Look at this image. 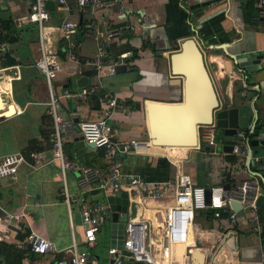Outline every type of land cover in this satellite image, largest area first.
Wrapping results in <instances>:
<instances>
[{
  "label": "crops",
  "instance_id": "obj_1",
  "mask_svg": "<svg viewBox=\"0 0 264 264\" xmlns=\"http://www.w3.org/2000/svg\"><path fill=\"white\" fill-rule=\"evenodd\" d=\"M27 3V0H0V156L17 152L25 160L12 180H0V228L7 226L11 238L20 240L23 233L14 229L13 221L4 222L3 213L23 210L26 215L16 223L18 226L47 238L56 249H64L71 241L81 242V224L77 206L72 204L67 209L61 201L58 195L61 176L56 163L49 161L47 95L43 77L32 65L37 56L36 28L24 19ZM98 13L119 30L116 42L106 46L104 61L123 64L125 69L109 76H98L89 66L68 59L56 29L63 11L52 6L44 22L50 32L49 51L59 64L51 80L52 94L59 114L73 122L74 130L63 142L68 161L78 167L103 166L101 150L88 147L75 125L80 120L96 118L101 106L98 92L111 93L122 105V109L113 110L108 120L119 129L118 139L149 140L144 105L180 101L179 77L170 74L167 57L176 42L191 37L200 50L218 103L239 107V127L247 131V142L253 141L251 157L247 158V145L245 156L240 159L226 152L221 138L214 135L212 148L154 145L149 155H122L121 169L146 182H161L170 180L178 167L191 184L203 188L220 185L229 189L239 181L254 178L259 187L257 214L260 229L264 230V79L254 83L248 75L244 80L245 73L233 70L229 60V55L249 52L264 55V21H253L255 11L250 0H109ZM178 21L185 25L179 26L177 32L187 35L174 43L167 27ZM82 22L78 21L72 36L77 60L95 54L96 42L88 36ZM121 53L125 57L120 58ZM83 87L96 90L81 101L58 97L62 89ZM31 151L37 152V163L27 158ZM76 174L73 170L64 174L70 193L78 191ZM83 192L89 201H105L106 196L99 190L86 186ZM126 200V218L146 219L152 225L160 221V201L140 199L132 191ZM225 218L224 214L212 218L209 208L195 210L193 223L198 230L191 243L209 256L208 264H259L264 241L249 232L245 212H236L230 229ZM104 222L109 223L108 219ZM109 234L108 247L111 228ZM95 246L96 242L88 251L91 260ZM179 246L172 247L171 264H193L192 256L189 260L184 257L186 247ZM28 258L37 257L30 254Z\"/></svg>",
  "mask_w": 264,
  "mask_h": 264
},
{
  "label": "built area",
  "instance_id": "obj_2",
  "mask_svg": "<svg viewBox=\"0 0 264 264\" xmlns=\"http://www.w3.org/2000/svg\"><path fill=\"white\" fill-rule=\"evenodd\" d=\"M49 1L64 15L59 26V32L67 57L77 61L79 65H87L98 76H109L114 73L115 63H106L105 49L108 43L116 42L119 30L111 26L109 20L100 16L98 11L107 6L109 0H27L28 9L24 19L35 24L37 56L32 65L43 77L47 95V114L50 118V128L47 133L49 161L55 162L61 176L59 193L61 201L69 209L72 204L77 206L82 239L80 243L71 241L64 249H56L50 240L25 232L16 224L26 215V212H4L3 221L10 224L13 221L15 228L23 233V237L16 241L10 236L7 226L0 228V242H12L13 247L21 252L20 264H93L89 258L88 250L96 242V234L102 223L109 217L108 205L105 201H89L83 188L99 190L104 196L112 195L117 191L127 195L134 192L140 199L160 201L162 210L160 221L152 225L148 220L140 218H126L122 223L119 239L114 238L112 244L106 249V264H122L124 259L139 264H171L173 258L172 247L183 245L186 247L184 257L189 260L194 249L191 241L196 236L197 226L193 223L195 210L209 208L212 218L226 216L227 228L235 222L236 212L232 210L230 202L240 205L245 212L249 232L260 239V222L257 214L256 198L259 187L254 178L245 179L224 190L222 186H210L208 203L204 201V188L190 183L188 176L175 168L172 178L168 181L146 182L138 175L122 171L120 157L125 154L149 155L152 144L150 141L138 139L120 140L117 138L119 129L110 124L109 117L113 110L122 109V105L109 92L100 94V110L94 119H84L75 122L79 136L86 143H93L94 148L102 152V168L90 166H76L68 161L63 150L65 137L74 130L70 118H63L52 94L51 80L59 69L58 62L53 58L48 48L50 39L49 28L44 25L48 17L45 3ZM255 11L253 21H264V0H250ZM88 36L95 40V54L90 58L77 60L74 55L72 36L77 31L78 21H81ZM129 29H132L130 26ZM120 54V58L125 57ZM264 64V55L260 59ZM231 76H227L229 79ZM96 90L95 87H83L77 90L62 89L58 97L71 98L75 101L84 100ZM264 136V126L262 128ZM230 154L242 158L246 153V144L242 131H236L232 137ZM214 140L213 122L196 127V144L212 148ZM168 157L167 155H165ZM27 158L37 163V152L31 151ZM169 158V157H168ZM25 162L24 157L17 153H6L0 156V180H12L17 167ZM76 171V186L78 191L70 193L65 187L64 174L67 171ZM220 229V228H219ZM222 234V229L219 230ZM119 241V244H117ZM50 257V260L29 259L28 255ZM203 264H208V257L203 253ZM236 254L234 251L233 255ZM259 264H264V250H261ZM230 257V255H229ZM231 262L232 259H230ZM188 264H192L191 262ZM228 264V263H227Z\"/></svg>",
  "mask_w": 264,
  "mask_h": 264
},
{
  "label": "water",
  "instance_id": "obj_3",
  "mask_svg": "<svg viewBox=\"0 0 264 264\" xmlns=\"http://www.w3.org/2000/svg\"><path fill=\"white\" fill-rule=\"evenodd\" d=\"M50 9L52 3L47 1ZM174 51L168 57L170 74L179 77L181 99L175 103L146 102L144 105L148 123L149 141L152 145L189 148L196 144V127L213 122L216 136L221 138L223 149L230 152L232 137L242 131L247 145V158L251 157L250 146L253 141L246 138L247 131L239 127L241 111L239 107L219 104L211 80L205 68L200 50L191 37L180 39L174 44ZM260 53L229 55L231 67L236 72H244V80L249 75L254 83L264 79V64ZM114 72L125 69L123 64L114 65ZM84 79V78H83ZM82 139V138H81ZM94 148L93 143H86ZM227 190V186H223ZM209 189L204 188V201L207 204ZM108 205V221L111 228V244L119 239L122 223L126 219L127 200L123 192L117 191L105 198ZM233 211L240 210V205L232 201ZM119 244V241H117ZM193 264H203V254L192 250ZM197 257V258H196Z\"/></svg>",
  "mask_w": 264,
  "mask_h": 264
},
{
  "label": "trees",
  "instance_id": "obj_4",
  "mask_svg": "<svg viewBox=\"0 0 264 264\" xmlns=\"http://www.w3.org/2000/svg\"><path fill=\"white\" fill-rule=\"evenodd\" d=\"M182 25H185V24L181 21H178L167 27V34L170 37V39L174 41V43L176 39L185 37L187 35V34H181V33L179 34V32H177L178 27ZM100 94L101 92H98L97 97L100 96ZM260 239L264 241V230L263 229H261L260 231ZM20 258H21V252L16 250L13 247V245L0 242V264H19ZM122 264H139V263L130 261L128 259H124L122 261Z\"/></svg>",
  "mask_w": 264,
  "mask_h": 264
},
{
  "label": "rangeland",
  "instance_id": "obj_5",
  "mask_svg": "<svg viewBox=\"0 0 264 264\" xmlns=\"http://www.w3.org/2000/svg\"><path fill=\"white\" fill-rule=\"evenodd\" d=\"M214 134L216 133L214 132ZM109 232H110V224L108 222H104L103 225L101 226V231L96 236V246L91 251V256H92L91 258L93 261L95 260V264H105L107 260L106 248L110 243Z\"/></svg>",
  "mask_w": 264,
  "mask_h": 264
},
{
  "label": "bare ground",
  "instance_id": "obj_6",
  "mask_svg": "<svg viewBox=\"0 0 264 264\" xmlns=\"http://www.w3.org/2000/svg\"><path fill=\"white\" fill-rule=\"evenodd\" d=\"M153 146H154V145H153ZM153 146H152V147H153ZM156 146H157V145H156ZM168 147H169V146H168ZM145 200H147V199H145ZM148 200H151V199H148ZM154 205H155V204H154ZM147 207H149L148 204H147ZM155 211H156V210H155ZM150 213H151V212H150ZM154 224H155V223H154ZM182 247H183L182 245L179 246L180 249H181ZM177 248H178V246H176V249H177ZM196 258H197V257H196ZM184 264H185V263H184Z\"/></svg>",
  "mask_w": 264,
  "mask_h": 264
}]
</instances>
